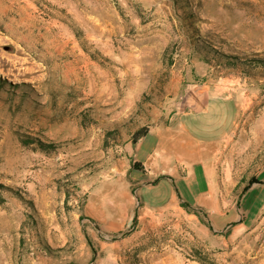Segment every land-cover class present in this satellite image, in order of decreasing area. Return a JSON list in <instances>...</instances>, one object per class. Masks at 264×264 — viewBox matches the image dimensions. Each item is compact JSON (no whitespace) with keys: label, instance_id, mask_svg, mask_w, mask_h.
I'll return each mask as SVG.
<instances>
[{"label":"rangeland","instance_id":"obj_1","mask_svg":"<svg viewBox=\"0 0 264 264\" xmlns=\"http://www.w3.org/2000/svg\"><path fill=\"white\" fill-rule=\"evenodd\" d=\"M204 82L241 103L227 198L247 191L251 208L264 0H0V264L264 260V219L231 234L131 178L137 132L174 122Z\"/></svg>","mask_w":264,"mask_h":264},{"label":"crops","instance_id":"obj_2","mask_svg":"<svg viewBox=\"0 0 264 264\" xmlns=\"http://www.w3.org/2000/svg\"><path fill=\"white\" fill-rule=\"evenodd\" d=\"M217 88L205 82L193 84L174 122L154 126L137 140L133 158L144 173L133 170L137 175L131 178L138 180L144 174L147 179L141 181L138 192L141 187L152 189L164 183L169 188L164 203L180 199L203 209L216 225L234 222L233 234L246 229L256 217L264 219V166L247 189L256 191L251 208L247 191L235 200L227 198L228 189L237 184L232 162L242 131L241 103L231 94H220ZM176 185L182 187L181 192Z\"/></svg>","mask_w":264,"mask_h":264},{"label":"trees","instance_id":"obj_3","mask_svg":"<svg viewBox=\"0 0 264 264\" xmlns=\"http://www.w3.org/2000/svg\"><path fill=\"white\" fill-rule=\"evenodd\" d=\"M256 63H258V64H261L262 63L263 64V61L262 60H257ZM143 134L144 133L137 132V135H136L135 139L133 140V143H135L139 138H141L143 136ZM37 143H38V145H43L40 141H37ZM253 182H255V180L254 179H251L248 184L250 185ZM247 188L248 187H244L243 188V192L246 191ZM182 206L185 207V208H190V205L187 204L186 202H183L182 203ZM196 212H198V211L196 210Z\"/></svg>","mask_w":264,"mask_h":264}]
</instances>
